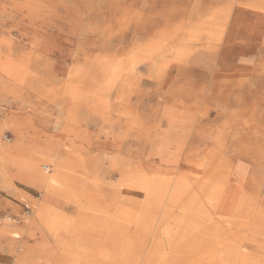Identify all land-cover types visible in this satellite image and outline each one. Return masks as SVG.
<instances>
[{
  "label": "bare ground",
  "instance_id": "1",
  "mask_svg": "<svg viewBox=\"0 0 264 264\" xmlns=\"http://www.w3.org/2000/svg\"><path fill=\"white\" fill-rule=\"evenodd\" d=\"M97 2L71 3L72 11H95ZM58 3L45 10L37 0H23L10 12L56 28L66 18L59 11L69 8ZM106 4L119 19L78 29L71 22V67L56 90L74 109L59 133L63 143L47 137L38 151H7L14 178L62 208H77L70 217L42 202L34 207L32 231L63 246L73 233L75 246L64 257L42 254L51 250L43 242L24 246L13 264H264V0ZM240 14L254 21L244 23ZM43 55L26 57L39 64ZM27 73L0 65V82L26 84ZM4 86L0 95H17ZM81 109L86 116H78ZM82 122L109 129L104 140L118 160L107 171L117 173L115 184L105 186L98 162L104 144L85 137ZM16 129L18 142H28ZM77 143L79 153L68 151ZM40 151L52 156L51 173L38 168L45 157ZM0 157L4 166L8 157ZM1 184L10 183L4 177ZM101 195L111 197L110 204ZM97 208L113 212L93 213Z\"/></svg>",
  "mask_w": 264,
  "mask_h": 264
},
{
  "label": "rangeland",
  "instance_id": "2",
  "mask_svg": "<svg viewBox=\"0 0 264 264\" xmlns=\"http://www.w3.org/2000/svg\"><path fill=\"white\" fill-rule=\"evenodd\" d=\"M22 1L23 0H0V65L10 64L16 67V69L21 67L23 69L25 68L28 72L25 77L27 80L26 84L22 82H13L5 78V80L3 79L0 82V85L3 84L5 85L4 87H11V89L13 87L17 92L15 97L10 94L0 95V151L7 148V151H14L17 149L20 151H38L39 143L47 137L60 142V144L63 143V138L59 133L66 124L67 115L74 109L71 107L68 108L69 106L66 100L63 101L58 98L56 90L66 82L65 78L67 76V71L71 67L69 59L67 58L68 54L73 49L67 39V36H70L73 30L71 22L76 21L77 25H75V27L78 29L80 27L79 25H84L85 27H102L108 20L113 21L114 19L117 20L120 18L119 14L106 10L107 0H101L100 4L97 2L95 11L83 9L80 11L76 10L77 13L72 11L74 8L71 6V3H81L83 0H63L69 8L67 12L65 9L59 12L63 16L66 14V18L58 22L56 28H52L48 26L46 20H29L25 18V12L18 15L10 12L11 8ZM37 1L41 3V6L45 10L55 8L59 4L58 0ZM99 9L100 11L102 10V12H100ZM238 18L248 24L254 21L253 17L242 14H240ZM241 33L243 37L245 32ZM97 39L98 37H96V40ZM145 43L146 42L139 48H143ZM28 51L44 54V59H42L39 64L35 63L31 61L32 59L26 57V54L29 53ZM48 93H51V95ZM72 112L74 113V111ZM141 112L145 115L151 113V111L147 109ZM210 112H212L210 114L212 118H214V111ZM87 113L88 111L86 109L78 110L79 117L86 116ZM13 121L16 122L17 127L22 128L21 131L23 134L29 138L28 142H18L19 136ZM81 125L80 129L85 131V137L90 138L93 144L97 141L104 144L98 152L100 153L98 161L99 166L102 169L105 186L115 184L118 179L117 173L114 170H110V172L107 171V169H110L111 163L118 160L117 151L111 148L110 141H105L106 138L104 137V133L109 131V129L102 126V124L95 125L93 123L82 122ZM5 137H7L9 141H7ZM82 148L83 146L77 143L70 147L68 151L79 153ZM40 153L43 154L44 152L40 151ZM95 154L96 153H92L91 156ZM9 155L10 154H8V156ZM44 155L45 157L40 160L38 168L45 173L44 168H42V165H45L51 173L54 165L53 158L50 154L44 153ZM13 162L14 161L8 157L3 166L0 157V179L3 176L7 178L10 183L5 186L0 183V191L7 194L9 197H13V200L20 205L21 212L11 216H4L0 219V264H13L14 256H21L24 252L23 250H25L23 249L24 246H33L42 242L46 244L47 247L51 248L50 251L46 250L42 254H53L58 257L71 255L69 248L73 249L75 246V234L69 233L65 238V242L68 243L63 246L62 241L60 242L48 236L44 231L37 230L34 233L31 229V224L34 223V221L31 218L36 212L34 207L42 202L49 205L53 211L58 210L59 213L62 211L70 217H75L77 215V208L72 205L62 208V206L51 198L44 197L43 191L36 187H34V189H26L25 192L19 190L18 188L20 186L13 180L21 179L12 176L14 172L12 168ZM15 194L19 195L17 196ZM122 197L136 201L142 199L141 196L137 197L134 194L125 192L122 193ZM100 200L105 205L110 204L111 197L101 195ZM92 212L95 214L110 215L113 210L110 208L99 210L97 208L92 209ZM45 221V219L36 220V223L43 225ZM131 231L133 232V229ZM98 244L101 245L102 242L99 241ZM148 245L147 243V246ZM9 248H11V250H9ZM14 248L17 250L16 253L14 252ZM41 261L42 260L38 261V264H41ZM144 262L146 264H159V261L156 259L151 262L145 260L140 262V264ZM165 264H169V262Z\"/></svg>",
  "mask_w": 264,
  "mask_h": 264
},
{
  "label": "crops",
  "instance_id": "3",
  "mask_svg": "<svg viewBox=\"0 0 264 264\" xmlns=\"http://www.w3.org/2000/svg\"><path fill=\"white\" fill-rule=\"evenodd\" d=\"M7 139V141H9V139L7 137H5ZM8 149V148H7ZM7 149H2L0 151V155L7 157ZM12 168L14 169L13 174L16 171V168H14V164L12 163ZM4 177L2 176V178L0 179V183L2 182V179ZM18 186H20L18 189L25 192L26 189H34V187H32L30 184L26 183L25 181L22 180H17L14 179L13 180ZM15 195H19V194H15ZM21 212L20 210V205L17 204V202L15 200H13V197H9L7 196V194L3 193L0 191V219L3 218L4 216H11L14 215L16 213Z\"/></svg>",
  "mask_w": 264,
  "mask_h": 264
}]
</instances>
